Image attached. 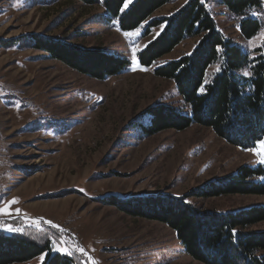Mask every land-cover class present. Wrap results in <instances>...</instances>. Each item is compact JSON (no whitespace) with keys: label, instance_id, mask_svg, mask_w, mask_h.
Wrapping results in <instances>:
<instances>
[{"label":"rangeland","instance_id":"1","mask_svg":"<svg viewBox=\"0 0 264 264\" xmlns=\"http://www.w3.org/2000/svg\"><path fill=\"white\" fill-rule=\"evenodd\" d=\"M103 1L0 0V207L15 198L11 211L21 209L18 216L0 217V229H45L49 254L71 251L81 264L90 261L80 247L97 264H204L186 252L165 223L132 216L104 199L188 195L198 209L212 212L264 205L258 195H190L240 167L260 165V157L246 150L252 147L227 142L200 124L142 134L137 124L146 120L141 115L150 106L187 110L176 84L154 70L191 53L200 36L186 38L149 67L141 65L138 51L139 67L133 71L132 41L113 23L117 19ZM188 1L171 0L142 23L139 47L143 50L166 26L146 32L150 21L171 16ZM204 1L220 31L256 57L264 43V0L250 12L262 23L250 39L219 0ZM35 34L102 49L130 63L120 74L92 78L33 47ZM217 70L210 67L208 80ZM248 230L264 232V221ZM53 244L66 251L57 252ZM42 255L15 264H43Z\"/></svg>","mask_w":264,"mask_h":264},{"label":"trees","instance_id":"2","mask_svg":"<svg viewBox=\"0 0 264 264\" xmlns=\"http://www.w3.org/2000/svg\"><path fill=\"white\" fill-rule=\"evenodd\" d=\"M95 4L99 0H81ZM171 0H134L121 12L122 0H104L111 18L123 30H133L147 22L152 14ZM229 14L239 20L240 33L246 39L258 34L262 23L250 16L262 7L261 0H219ZM165 23L161 34L140 53L141 65L149 67L172 52L186 38L200 36L194 50L179 59L155 67V75L172 80L187 110L155 104L141 115L137 127L144 135L165 129L184 130L192 124L210 127L227 142L253 147L264 139V43L250 56L220 31L204 0H189L171 16L153 19L146 32ZM31 45L50 58L96 79L123 72L128 58L66 43L60 39L33 35ZM31 41V40H30ZM221 49L220 51H218ZM217 71L208 80L210 67ZM203 87L204 93L199 89ZM229 194L264 197V165L243 166L235 173L214 179L190 195L218 197ZM187 196L165 194L121 198L111 195L104 200L135 217L161 221L173 229L191 257L204 264H264V232L248 230L264 221V205L238 211H202L187 201ZM235 230V235L233 234ZM50 233L35 226L20 232L0 229V264L30 261L47 253L43 264H81L77 255L49 254Z\"/></svg>","mask_w":264,"mask_h":264},{"label":"snow or ice","instance_id":"3","mask_svg":"<svg viewBox=\"0 0 264 264\" xmlns=\"http://www.w3.org/2000/svg\"><path fill=\"white\" fill-rule=\"evenodd\" d=\"M101 2H102V0H101ZM131 2H132V0H122L123 7L121 8L120 11L123 12L128 7V4L131 3ZM113 23H118V21L114 20ZM161 27L163 28L164 26L162 25ZM142 30H143V25H138L137 27H135L134 30H123V29H121V31H123V35L125 37L129 38L130 41H132V47H131L132 60H131V64H132V70L133 71H135L139 67V63H138V60H137V53H138V51H142V49L136 43V38H139L141 36ZM144 47H147V45H145ZM220 50L221 49H219V47H218V51H220ZM143 70H147V69H143ZM217 71H220V70L218 69ZM199 91L201 93H204L205 89L203 87H201L199 89ZM246 150L251 151L255 155L259 156L260 157L259 163L264 164V139L257 140L255 142V146L254 147H252L250 149H246ZM17 203H18V200L13 198V199L9 200L6 204H4L3 207H0V217L11 216L13 214L18 216L21 213V209L16 208L15 209V213H13L11 211L12 206L17 204ZM49 223H51V221H49ZM56 227H58V226H56ZM2 230L7 231V232H20L21 231L19 229H14V228L6 227V226H4ZM233 234L235 235V230L234 229H233ZM62 243H66V241H63ZM53 248H55V250L57 252H65L66 251L63 248L56 247L55 244H53ZM78 251L81 253L82 256L87 257V261H90V264H97V261H95L91 256H89L84 248L80 247V248H78ZM66 254L67 255H71L72 253H71V251H67ZM40 259L43 262L45 260V255H42L40 257ZM48 264H55V261L54 260H49ZM86 264H87V262H86Z\"/></svg>","mask_w":264,"mask_h":264}]
</instances>
